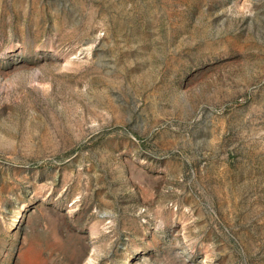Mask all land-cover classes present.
<instances>
[{
  "label": "rangeland",
  "instance_id": "1",
  "mask_svg": "<svg viewBox=\"0 0 264 264\" xmlns=\"http://www.w3.org/2000/svg\"><path fill=\"white\" fill-rule=\"evenodd\" d=\"M0 264H264V0H0Z\"/></svg>",
  "mask_w": 264,
  "mask_h": 264
}]
</instances>
